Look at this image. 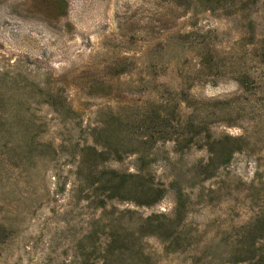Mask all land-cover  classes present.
<instances>
[{
    "label": "rangeland",
    "instance_id": "rangeland-1",
    "mask_svg": "<svg viewBox=\"0 0 264 264\" xmlns=\"http://www.w3.org/2000/svg\"><path fill=\"white\" fill-rule=\"evenodd\" d=\"M0 264H264V0H0Z\"/></svg>",
    "mask_w": 264,
    "mask_h": 264
}]
</instances>
